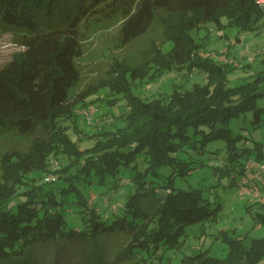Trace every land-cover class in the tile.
<instances>
[{
	"label": "trees",
	"instance_id": "1",
	"mask_svg": "<svg viewBox=\"0 0 264 264\" xmlns=\"http://www.w3.org/2000/svg\"><path fill=\"white\" fill-rule=\"evenodd\" d=\"M115 15L123 19L120 45L146 32L159 18L166 27L164 41L173 40V46L164 51L153 42L151 56L138 65H115L116 79L102 86L113 97H94L99 89L73 95L82 76L76 58L82 53L83 34L91 22ZM263 16L260 0H0V34L11 32L25 47L0 69V129L21 134L43 130L26 150L0 154V263L40 242H73L116 231L131 234L119 255L155 254L161 247L183 246L188 225L216 219L222 203L213 205L203 198L201 188H180L175 180L195 168L189 160L191 148L203 152L216 140L227 143L221 175L241 179L249 158L264 160L263 144L240 147L244 135L234 134L229 126L249 111L254 112L256 126L264 122V106L258 103L264 97V69L251 73V80L230 84L228 74L237 65L204 56V43L192 30L208 22L219 29L258 30ZM174 70H186L187 77L200 70L207 81L186 89L174 87L167 97L133 92L136 80L154 81ZM117 94L125 96L129 107L126 114L115 116L125 120L123 125L112 121L113 125L86 133L76 124L78 104L99 107L100 100L113 104ZM83 133L93 140L91 145H84ZM140 155L149 165L132 177L136 191L128 198L127 213L110 221L109 213L96 206V198H86L78 184L96 178L103 182L122 167L137 168ZM53 159L59 161L57 166ZM163 166L171 168L166 176L160 170ZM51 173L57 179L45 180ZM149 173L166 178L158 181ZM158 189L166 192L151 210L143 201ZM69 196L77 197L74 201L89 227L68 225L64 211ZM256 203L248 208L255 222L264 226V204ZM218 237L229 246L225 257L200 249L185 255L182 264H264V236L247 239V234L223 230Z\"/></svg>",
	"mask_w": 264,
	"mask_h": 264
},
{
	"label": "rangeland",
	"instance_id": "2",
	"mask_svg": "<svg viewBox=\"0 0 264 264\" xmlns=\"http://www.w3.org/2000/svg\"><path fill=\"white\" fill-rule=\"evenodd\" d=\"M123 19L121 15H115L108 19L91 22L88 25L82 39V53L76 58L77 66L81 71V79L73 89V95L87 89H99V93L107 98V90L102 87L110 79H116L117 72L114 66L118 63H128L131 66L138 65L151 56L153 42L168 51L173 46V40L164 41L166 27L157 18L151 27L125 45H120V28ZM192 34L204 43L203 52L227 50L231 58L238 60L237 66L229 74L230 84H240L251 80V73L264 69V16L261 19V28L258 30H241L236 26L219 29L213 22L206 23L203 27L195 28ZM25 50V47L17 44L11 32L0 34V69L8 63L17 52ZM186 70L168 71L154 81L136 80L133 92L146 97L165 96L171 94L174 87L182 89L191 88L195 83L204 84L207 76L200 70L193 75L185 74ZM186 76V77H185ZM109 92V91H108ZM113 104L105 101L99 102V112L93 122H88L83 115H79L76 124L86 133L99 130L104 125L117 126L125 123L122 118L115 116L126 114L129 111L127 100L123 94H117ZM259 105L264 106V97L259 98ZM81 104L77 105L79 109ZM116 119V120H115ZM254 112L249 111L239 117H235L231 123L234 134L242 133L243 139L238 142L240 147L254 146L257 142L264 145V122L260 125L253 123ZM71 122V132L76 125ZM43 134V130L37 129L34 134H21L15 129H0V154L13 149L26 150L33 139ZM85 137L84 145H91L93 140ZM248 141L246 142V140ZM217 149L219 152H217ZM228 154L227 143L224 140L210 142L203 152L191 148L189 160L195 166L191 174L184 178L177 177L176 186L184 189L201 188L203 198L222 203L218 217L213 220L199 221L188 225L185 243L180 248L162 247L155 254L147 251L140 253H128L119 255L131 240L128 231H116L109 234H100L96 237L77 238L76 241L40 242L23 254L14 255L0 264H182V258L200 249H210V253L217 257H225L229 251L228 244L222 237H218L221 231H227L232 235H245L247 239L264 236V226L255 222L248 206L253 203L249 195L239 192L238 184L240 176L225 173L221 175V167L226 166ZM137 168L122 167L116 176H106L105 181L94 179L92 182H80L86 198L90 201L94 198L96 206L103 213H109L112 221L127 213V201L129 196L136 191L132 177L137 169L146 170L148 162L144 155L137 160ZM204 163V165H202ZM62 164V163H61ZM135 164V163H134ZM133 164V165H134ZM163 175L169 174L171 168L163 166L160 169ZM165 176L157 177L148 174L149 178H158L163 181ZM235 184H232V182ZM165 190L158 189L156 193L147 196L143 204L154 210L162 201ZM77 197L69 196L65 212V218L70 227L85 229L89 227L81 212L82 207L75 202ZM113 205L116 206L114 209ZM256 205H260L256 203ZM145 257L146 261L142 259Z\"/></svg>",
	"mask_w": 264,
	"mask_h": 264
},
{
	"label": "built area",
	"instance_id": "3",
	"mask_svg": "<svg viewBox=\"0 0 264 264\" xmlns=\"http://www.w3.org/2000/svg\"><path fill=\"white\" fill-rule=\"evenodd\" d=\"M264 5V0H260ZM204 56L211 57L220 62H230L238 64L236 58H231L228 55L227 50L223 51H210L202 53ZM80 115H83L88 122H93L96 115L99 112V107L95 103L88 104L86 106L77 109ZM53 166H57L59 161L57 159L52 160ZM57 176L53 173L48 174L45 180H56ZM239 192L241 194L249 195L250 200L260 204H264V160L249 158L245 163V169L242 173Z\"/></svg>",
	"mask_w": 264,
	"mask_h": 264
}]
</instances>
